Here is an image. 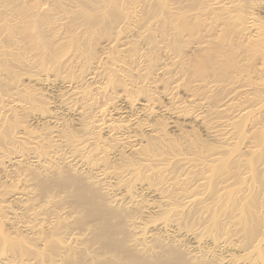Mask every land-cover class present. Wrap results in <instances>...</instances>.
Wrapping results in <instances>:
<instances>
[{
    "label": "bare ground",
    "instance_id": "1",
    "mask_svg": "<svg viewBox=\"0 0 264 264\" xmlns=\"http://www.w3.org/2000/svg\"><path fill=\"white\" fill-rule=\"evenodd\" d=\"M0 264H264V0H0Z\"/></svg>",
    "mask_w": 264,
    "mask_h": 264
}]
</instances>
